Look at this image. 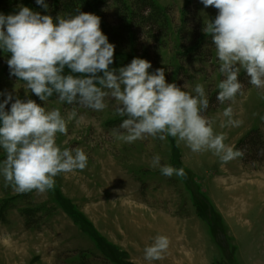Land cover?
<instances>
[{"label": "rangeland", "instance_id": "rangeland-1", "mask_svg": "<svg viewBox=\"0 0 264 264\" xmlns=\"http://www.w3.org/2000/svg\"><path fill=\"white\" fill-rule=\"evenodd\" d=\"M59 1L46 0V13L36 0H0V13H15L20 5L53 17L73 13ZM85 2L101 18L115 56L129 63L146 59L149 71L164 68L168 82L185 83L186 90L205 85L206 115L217 133L226 134V144L238 150L254 129L264 137V98L247 77L240 76L244 95L232 105L241 126L219 127L228 105L215 99L222 75L211 37L202 31L218 10L199 0H153L154 23L145 20L151 12L140 0ZM8 58L0 52V91L27 99L22 82L9 75ZM30 98L43 106L34 94ZM106 102L108 108L95 112L49 99L47 107H59L66 118L76 108L68 135L58 134L56 142L83 149L88 166L58 175L54 189L44 193L17 194L0 180V206L10 209L0 221V264H149L143 250L158 234L171 244L152 264H264V164H244L239 157L222 165L212 153H192L171 137L124 143L113 135L122 118L113 115L114 101ZM156 154L186 176L167 178L151 168Z\"/></svg>", "mask_w": 264, "mask_h": 264}, {"label": "clouds", "instance_id": "clouds-1", "mask_svg": "<svg viewBox=\"0 0 264 264\" xmlns=\"http://www.w3.org/2000/svg\"><path fill=\"white\" fill-rule=\"evenodd\" d=\"M199 2L218 10L214 20H204L202 31L211 37L222 75L215 99L228 105L219 127L237 128L242 121L232 105L244 95L241 72L264 98V0ZM36 4L49 11L46 0ZM101 23L98 15L79 9L53 17L20 5L15 13H0V52L10 57L9 75L22 82L28 96L0 91V180L5 188L17 194L44 193L54 189L58 175L87 168L83 149L61 148L56 142L58 134L68 135V121L77 111L73 108L66 118L59 107L49 109L53 96L59 104L95 112L108 108L107 100L114 101L113 115L122 122L113 135L127 144L171 137L192 153H212L222 165L243 155L225 143V133L214 130L215 120L206 115L210 101L203 83L186 90L185 83L168 82L164 68L149 71L152 63L139 57L110 67L115 45ZM14 91L18 93L17 83ZM33 94L43 106L30 98ZM150 166L167 178L186 176L184 168L162 163L159 154ZM170 244L167 235H156L145 246L144 259L149 264L164 259Z\"/></svg>", "mask_w": 264, "mask_h": 264}, {"label": "trees", "instance_id": "trees-1", "mask_svg": "<svg viewBox=\"0 0 264 264\" xmlns=\"http://www.w3.org/2000/svg\"><path fill=\"white\" fill-rule=\"evenodd\" d=\"M86 0H60L59 1V7H63V9H68L71 12L75 13L77 9H79L82 12L86 13H94V9L90 4H87L85 2ZM141 4L148 10L150 13V16L146 17L145 20L148 22H157V19L159 17L154 18V13L158 12L157 7L154 8L153 5V0H140ZM81 4H84L86 8L82 10ZM143 7V9H144ZM153 13V15H151ZM159 15V14H158ZM153 18V19H152ZM154 20V21H152ZM197 48L193 49L190 51L192 53L193 51H196ZM129 64L128 60L126 57H121V56H115V61L114 64L112 65L113 68H119L121 66H126ZM111 67V66H110ZM246 78L244 73L241 75V79ZM238 150L242 151L243 155L241 156L242 162L244 164H250V165H263L264 164V137L262 133L260 132L259 129H254L250 131L238 144ZM206 204H210V201L205 200ZM10 212V209L7 210L5 206H0V221L4 219V217H7ZM26 215V213H24Z\"/></svg>", "mask_w": 264, "mask_h": 264}]
</instances>
